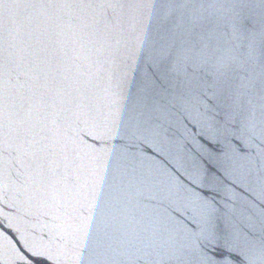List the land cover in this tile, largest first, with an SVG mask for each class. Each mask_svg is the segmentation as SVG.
<instances>
[{
  "label": "water",
  "instance_id": "obj_1",
  "mask_svg": "<svg viewBox=\"0 0 264 264\" xmlns=\"http://www.w3.org/2000/svg\"><path fill=\"white\" fill-rule=\"evenodd\" d=\"M0 264H264V0H0Z\"/></svg>",
  "mask_w": 264,
  "mask_h": 264
}]
</instances>
